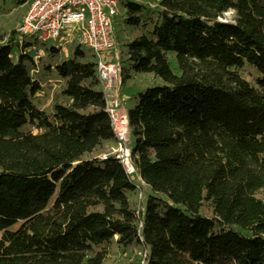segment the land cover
Segmentation results:
<instances>
[{
  "label": "trees",
  "instance_id": "16d2710c",
  "mask_svg": "<svg viewBox=\"0 0 264 264\" xmlns=\"http://www.w3.org/2000/svg\"><path fill=\"white\" fill-rule=\"evenodd\" d=\"M123 4L142 31L123 80L164 82L127 110L145 206H131L116 159L92 156L113 142L94 62L76 49L55 65L68 102L46 113L34 47L12 30L0 44V264H104L111 242L141 247L142 264H264V0Z\"/></svg>",
  "mask_w": 264,
  "mask_h": 264
},
{
  "label": "rangeland",
  "instance_id": "374dc122",
  "mask_svg": "<svg viewBox=\"0 0 264 264\" xmlns=\"http://www.w3.org/2000/svg\"><path fill=\"white\" fill-rule=\"evenodd\" d=\"M19 0H0V44L7 41L10 31L16 30L21 23L23 16L29 8L33 0H25L24 3H18ZM129 2L141 3L146 6L155 8L160 0H128ZM126 9L124 4L118 7V14L114 17L113 28L116 37V47L110 52L103 53V58L114 56L115 52L119 55V95L124 102L126 110L132 109L137 103V94L152 87H163L164 82L161 78L154 76L150 73H134L129 71L128 78L124 77L121 73L122 68L126 69L129 66L127 55V43L132 41L135 37L141 34V29H137L125 23ZM233 19V12L229 11L223 15V21H231ZM65 28L60 36L54 40H50L44 44H36L34 48L30 49L27 54L32 58V62L27 63L30 76L37 80L40 84V90L35 95V102L37 106L44 110L46 113L52 111L53 105L57 103H67L68 100L61 95L64 87L62 81L56 74L55 65L63 60L71 57L76 49L82 51L85 55V61L93 62L92 52L84 46H79L77 43L76 35L74 33L68 34ZM49 48H56L57 51L52 55L48 52ZM16 48L14 46L12 52V60H16L17 54L14 53ZM170 68L176 75L181 72L178 68L176 56L172 52L167 53ZM116 61V59H115ZM249 69H245L244 75L246 76ZM254 75H260L258 72H253ZM131 146L134 143V137L130 135L129 138ZM110 146L105 145L100 150L95 151L92 156H98L108 152ZM132 181L136 185V191L128 194V200L134 209L140 207L143 209L146 199L150 192L139 181L136 175L131 176ZM264 198V196H263ZM202 213L209 216L210 213L203 208ZM108 250V258L104 264H142L143 250L141 247L130 246L125 249L117 247L113 242L106 245Z\"/></svg>",
  "mask_w": 264,
  "mask_h": 264
},
{
  "label": "built area",
  "instance_id": "2783aa9c",
  "mask_svg": "<svg viewBox=\"0 0 264 264\" xmlns=\"http://www.w3.org/2000/svg\"><path fill=\"white\" fill-rule=\"evenodd\" d=\"M126 0H33L17 28L18 43L34 47L58 38L66 28L76 35L79 46L93 55L98 89L104 101L113 142L101 158L113 157L128 176L136 175L132 161L127 110L119 95V55L103 58L116 47L113 20ZM116 59V61H115Z\"/></svg>",
  "mask_w": 264,
  "mask_h": 264
},
{
  "label": "crops",
  "instance_id": "0c3cea01",
  "mask_svg": "<svg viewBox=\"0 0 264 264\" xmlns=\"http://www.w3.org/2000/svg\"><path fill=\"white\" fill-rule=\"evenodd\" d=\"M112 143L108 144L109 146H111Z\"/></svg>",
  "mask_w": 264,
  "mask_h": 264
}]
</instances>
